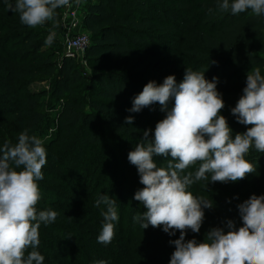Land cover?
I'll list each match as a JSON object with an SVG mask.
<instances>
[{
	"label": "trees",
	"instance_id": "trees-1",
	"mask_svg": "<svg viewBox=\"0 0 264 264\" xmlns=\"http://www.w3.org/2000/svg\"><path fill=\"white\" fill-rule=\"evenodd\" d=\"M9 4L15 0H0V148L5 142L16 144L27 130L46 149L37 212L58 215L39 229L35 250L45 257L43 264H170L175 251L170 241L180 232L173 236L151 225L143 229L134 219L146 211L134 199L144 185L128 160L146 130L154 138L166 113L158 103L138 113L128 110L148 82L162 84L174 75L179 83L189 67L209 81L218 79L225 102L220 114L233 138L246 132L249 126L238 123L231 109L243 95L247 73L259 67L264 75V15L251 9L236 15L220 11L218 0H82L83 31L90 38L85 67L65 55L62 8L54 20L30 28ZM50 34L53 43L47 45ZM37 80L47 81L48 90H31ZM128 116L134 117L131 125L125 123ZM153 159L166 167L171 157ZM246 159L255 171L242 180L211 183L209 174L208 181L189 187L213 207L204 209L199 233L187 230L186 241L204 242L217 227L227 233L229 220L237 230L243 226L238 205L264 195V153L253 148ZM104 195L116 201L118 214L109 244L97 242L107 206L97 207L96 201Z\"/></svg>",
	"mask_w": 264,
	"mask_h": 264
},
{
	"label": "clouds",
	"instance_id": "clouds-1",
	"mask_svg": "<svg viewBox=\"0 0 264 264\" xmlns=\"http://www.w3.org/2000/svg\"><path fill=\"white\" fill-rule=\"evenodd\" d=\"M79 3V0H75ZM72 0H15L8 5L19 13L22 24L36 28L55 18L56 10L70 7ZM220 11L240 14L249 9L256 16L264 15V0H218ZM54 35L45 43L51 45ZM218 79L209 81L204 72L187 67L184 78L177 83L174 75L162 84L148 82L133 99L128 111L138 113L158 103L166 113L149 139H144L128 154L135 165L144 187L134 199L146 209L134 219L146 229L163 226L169 235L180 232L170 264H264V195H252L238 205L243 226L236 228L229 220L227 233L212 228L204 242L185 240L187 230L199 233L205 219L204 209L212 203L197 197L189 187L198 181L236 182L254 173L255 168L246 156L253 148L264 153V75L259 67L247 73L246 87L231 113L237 122L249 126L244 133L233 131L225 116L221 115L225 102L217 90ZM174 100V105L170 101ZM134 117L125 123L131 125ZM0 264H43L45 257L35 249L40 245L41 223L50 224L57 218L54 210L37 212L41 199L38 180L43 179L42 168L47 163L43 141L20 133L18 142H5L0 148ZM168 157L166 167H158L153 157ZM199 165L194 171H186ZM183 174V175H182ZM107 206L102 211L103 225L97 242L111 243L114 238L113 221L118 220L116 201L101 196L96 206ZM32 251H28V249ZM96 264H107L98 261Z\"/></svg>",
	"mask_w": 264,
	"mask_h": 264
},
{
	"label": "built area",
	"instance_id": "built-area-1",
	"mask_svg": "<svg viewBox=\"0 0 264 264\" xmlns=\"http://www.w3.org/2000/svg\"><path fill=\"white\" fill-rule=\"evenodd\" d=\"M82 0H72L70 7L62 8L61 28L63 47L67 57L77 60L90 44L89 35L83 31Z\"/></svg>",
	"mask_w": 264,
	"mask_h": 264
},
{
	"label": "rangeland",
	"instance_id": "rangeland-1",
	"mask_svg": "<svg viewBox=\"0 0 264 264\" xmlns=\"http://www.w3.org/2000/svg\"><path fill=\"white\" fill-rule=\"evenodd\" d=\"M60 38H61V42L63 44L64 37H63V33L62 32L60 34ZM85 52L86 51H84L82 53V55L80 56V58L77 59V61L80 62V64H82V65H84L86 67V62H85V59H84L85 58ZM48 86L49 85H48L47 81H45V80H37L34 83H32L30 88L33 91H42V90H48ZM48 101H49V97H46L44 99V104H43L44 107H45V104L48 103Z\"/></svg>",
	"mask_w": 264,
	"mask_h": 264
}]
</instances>
